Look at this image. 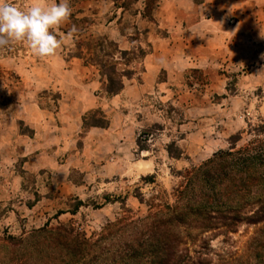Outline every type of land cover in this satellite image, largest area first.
<instances>
[{
  "label": "rangeland",
  "instance_id": "obj_1",
  "mask_svg": "<svg viewBox=\"0 0 264 264\" xmlns=\"http://www.w3.org/2000/svg\"><path fill=\"white\" fill-rule=\"evenodd\" d=\"M14 2L26 6L43 0ZM159 2L70 0L72 13L81 10L77 18L86 16L91 22L83 39L107 37L105 27L112 21L108 28H113L116 35L121 33L128 41L122 49L117 44L120 50L128 51L124 57L116 52V47L106 46L102 51L98 47L93 51L85 50V56L101 59L105 53H111L117 73L125 69L134 72L130 79L124 78L125 84H144L145 91L124 108V118L117 128L121 131L119 135L81 148L80 154L74 151L67 189H59L60 182L52 184L46 174H25L20 163L13 166L1 160L5 169L3 166L0 173V236L4 232L27 235L47 223L54 227L69 221L88 236L98 234L106 223L123 215L134 219L145 216L153 210L150 207L153 201L173 203L174 188L182 182L184 172L201 166L214 153L228 149L231 137H240L237 148L252 140L264 139V62L260 72L251 70L255 65L251 62H246L239 71L226 63L206 70H179L183 69L181 57L172 51L171 65L158 68L150 75L144 74L147 54L155 48L159 54L157 60L161 62L167 60L162 59L163 52L170 49L164 39L167 31L145 21L152 20L155 14L152 10ZM146 25L150 26V33H146ZM73 27L77 32L74 18L69 17L56 31L63 41L62 53L67 58L77 52L80 39L65 35L64 31L73 32ZM71 42L73 46L65 50L64 45ZM8 49L9 52L0 50V117L3 118L1 104L6 106V112H12L11 106L19 101H37L39 107L54 111L60 93L54 86L38 84L39 74L47 73L49 57L37 58L22 44ZM109 67L106 64L101 70L95 66L101 76ZM36 84L40 90L34 94ZM98 111L101 110L85 114L82 133L93 123L102 124ZM101 112L109 119L107 112ZM17 126L19 132L30 133L22 123L18 122ZM144 131L149 135L139 140ZM172 143H175L171 148L173 152H181L179 158L168 154V146ZM149 177H154L153 181ZM140 194L143 203L139 200ZM156 195L159 199L152 200ZM79 201L82 205L74 212ZM59 212L63 213L58 215ZM258 227L240 223L235 231L222 228L193 236L182 246L189 255L184 264H264L248 245Z\"/></svg>",
  "mask_w": 264,
  "mask_h": 264
},
{
  "label": "trees",
  "instance_id": "obj_2",
  "mask_svg": "<svg viewBox=\"0 0 264 264\" xmlns=\"http://www.w3.org/2000/svg\"><path fill=\"white\" fill-rule=\"evenodd\" d=\"M77 14L70 16L74 18L77 32L64 31L80 38L77 52L68 57H77L101 70L108 64L107 72L102 73L106 80L105 92L118 94L124 88V78L130 79L134 72L125 69L117 73L111 53L97 59L86 57L84 51L116 47L121 57L128 51L120 50L105 36L83 39L91 22L86 16L77 18ZM98 113L102 124L93 123L90 127H107L109 120L101 111ZM148 135L147 131L142 132L139 140ZM239 139L231 137L228 149L214 153L201 166L186 170L182 182L174 188V202L153 201L150 206L153 210L143 217L134 219L123 215L90 236L72 221L54 227L47 223L27 235L4 232L0 236V264H184L189 255L182 246L193 236L222 228L235 231L240 223L260 226L248 245L264 263V139L252 140L237 148ZM173 147L175 143L168 146L169 156L179 158L181 152H173ZM156 199L159 196H153L152 200ZM139 200L144 202L141 194ZM81 205L79 201L74 212Z\"/></svg>",
  "mask_w": 264,
  "mask_h": 264
},
{
  "label": "crops",
  "instance_id": "obj_3",
  "mask_svg": "<svg viewBox=\"0 0 264 264\" xmlns=\"http://www.w3.org/2000/svg\"><path fill=\"white\" fill-rule=\"evenodd\" d=\"M120 10L122 12L123 8ZM153 11L152 20L145 21L167 31L164 39L170 49L163 52L162 59L167 60L161 62L157 60L159 54L155 48L147 54L144 74L150 75L158 68L171 65L172 51L181 57L183 69L179 70H206L226 63L239 71L246 62L255 63L253 71L263 69L260 65L264 62V0H160ZM139 15L145 19L141 12ZM111 23H107L104 34L120 49L125 48L128 41L121 33L116 35L113 28H108ZM148 28L150 26L146 25V33H150ZM64 46L69 51L68 47L73 44ZM62 49L49 56L47 73L39 74L38 84L54 86L60 93L54 111L39 107L37 101L14 103L12 112H6V106L1 104L0 173L3 166L5 169L3 160L13 166L20 163L25 174H46L52 184L59 181L58 188L67 189L74 151L79 153L81 148L119 135L121 131L117 128L124 118V108L141 96L145 86L124 82L118 94L108 95L106 81L95 66L86 65L77 57L67 58ZM38 84L33 86L34 94L40 90ZM94 109L109 114V125L92 126L82 133L85 114ZM18 122L27 126L30 133L19 132Z\"/></svg>",
  "mask_w": 264,
  "mask_h": 264
},
{
  "label": "clouds",
  "instance_id": "obj_4",
  "mask_svg": "<svg viewBox=\"0 0 264 264\" xmlns=\"http://www.w3.org/2000/svg\"><path fill=\"white\" fill-rule=\"evenodd\" d=\"M71 14L70 0H43L26 6L0 0V50L22 44L37 58L55 55L63 44L57 28Z\"/></svg>",
  "mask_w": 264,
  "mask_h": 264
}]
</instances>
